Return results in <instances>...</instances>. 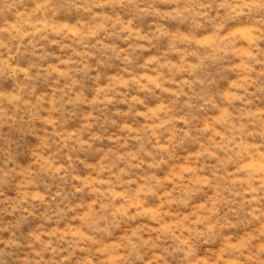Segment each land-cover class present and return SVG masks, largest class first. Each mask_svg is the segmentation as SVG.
Segmentation results:
<instances>
[{
	"label": "clouds",
	"instance_id": "clouds-1",
	"mask_svg": "<svg viewBox=\"0 0 264 264\" xmlns=\"http://www.w3.org/2000/svg\"><path fill=\"white\" fill-rule=\"evenodd\" d=\"M0 264H264V0H0Z\"/></svg>",
	"mask_w": 264,
	"mask_h": 264
}]
</instances>
